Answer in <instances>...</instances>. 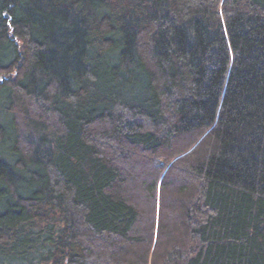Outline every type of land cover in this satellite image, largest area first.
<instances>
[{
	"label": "trees",
	"instance_id": "16d2710c",
	"mask_svg": "<svg viewBox=\"0 0 264 264\" xmlns=\"http://www.w3.org/2000/svg\"><path fill=\"white\" fill-rule=\"evenodd\" d=\"M0 264H264V0H0Z\"/></svg>",
	"mask_w": 264,
	"mask_h": 264
}]
</instances>
